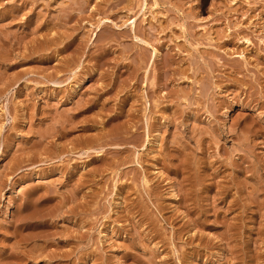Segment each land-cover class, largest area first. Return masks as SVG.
I'll return each mask as SVG.
<instances>
[{
  "label": "rangeland",
  "instance_id": "obj_1",
  "mask_svg": "<svg viewBox=\"0 0 264 264\" xmlns=\"http://www.w3.org/2000/svg\"><path fill=\"white\" fill-rule=\"evenodd\" d=\"M0 264H264V0H0Z\"/></svg>",
  "mask_w": 264,
  "mask_h": 264
},
{
  "label": "bare ground",
  "instance_id": "obj_2",
  "mask_svg": "<svg viewBox=\"0 0 264 264\" xmlns=\"http://www.w3.org/2000/svg\"><path fill=\"white\" fill-rule=\"evenodd\" d=\"M231 1H232V0H231ZM234 1H235V0H234ZM144 3H145V2H144ZM157 15H158V14H157ZM101 18H102V17H101ZM103 20H104V17L98 21L99 23H98L97 26H100L101 24H103V23H105V22H107V21H108V22H109V21L113 22V20H111L109 16H107V18H106L107 21H105V20L103 21ZM128 20H129V19L125 20L123 24H127L126 22H127ZM134 22H135V19L132 21V25H133ZM136 24H137V23H136ZM121 26H122V25H120V27H121ZM247 39L249 40L248 37H247ZM250 41H251V40H250ZM248 42H249V41H248ZM70 64H71V63H70ZM182 96H183V94H182ZM186 96H187V95H186ZM103 109H104V108H103ZM127 110H128V109H127ZM133 127H134V126H133ZM154 139H155V138H154ZM161 140H162V138H161ZM163 140H164V138H163ZM163 140H162V141H163ZM36 141H37V140H36ZM39 141H40V140H39ZM100 141H101V140H100ZM155 142L158 144V142H159V137L156 138ZM105 143H106V142H105ZM164 144H165V143H164ZM88 145H89V144H88ZM161 146H162V145H161ZM161 146H160V147H161ZM74 147H75V146H74ZM82 147H83V146H82ZM90 147H91V146H90ZM159 151H160V150H159ZM155 152H156V150H155ZM199 164H200V163H199ZM202 164H203V163H202ZM196 166H197V165H196ZM199 167H200V166H199ZM199 167H197V168H199ZM158 168H159V167H158ZM160 170H161V169H160ZM197 170H198V169H197ZM198 172H199V170H198ZM160 173L162 174L163 172L160 171ZM192 175H193V174H192ZM192 175H191V177L194 176V175H193V176H192ZM195 175H196V174H195ZM191 177H190V178H191ZM195 180H196V179H195ZM198 180H199V178H198ZM193 181H194V180H193ZM190 182H191V181H190ZM202 182H203V181H202ZM205 182H206V181H205ZM146 183H147V182H146ZM192 184H193V183H192ZM194 184H195V183H194ZM197 185H198V183H197ZM195 187H196V186H195ZM195 187H194V188H195ZM180 188L182 189V187H180ZM201 188H202V187H201ZM127 189H128V188H127ZM183 197H184V196H183ZM193 197H194V195H193ZM125 202H126V201H125ZM190 202H191V201H190ZM119 205H120V204H119ZM118 208H119V207H118ZM186 210H187V209H186Z\"/></svg>",
  "mask_w": 264,
  "mask_h": 264
}]
</instances>
